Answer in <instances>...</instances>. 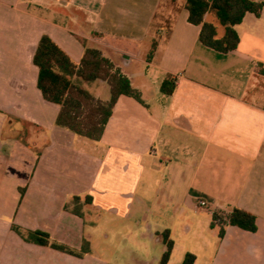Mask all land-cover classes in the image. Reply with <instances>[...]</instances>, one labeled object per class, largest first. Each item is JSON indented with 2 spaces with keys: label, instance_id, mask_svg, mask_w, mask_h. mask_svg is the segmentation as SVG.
<instances>
[{
  "label": "crops",
  "instance_id": "0c3cea01",
  "mask_svg": "<svg viewBox=\"0 0 264 264\" xmlns=\"http://www.w3.org/2000/svg\"><path fill=\"white\" fill-rule=\"evenodd\" d=\"M235 29L223 53L199 41L185 0H0V264H157L166 229L167 264L186 252L193 264H264V6ZM43 34L75 63L99 50L143 104L119 95L99 141L56 125L32 62ZM73 80L110 99L106 81ZM233 207L255 215L256 231L229 225L220 238L212 215ZM12 225L87 251L26 242Z\"/></svg>",
  "mask_w": 264,
  "mask_h": 264
},
{
  "label": "trees",
  "instance_id": "16d2710c",
  "mask_svg": "<svg viewBox=\"0 0 264 264\" xmlns=\"http://www.w3.org/2000/svg\"><path fill=\"white\" fill-rule=\"evenodd\" d=\"M263 6L264 2L254 0H185L188 21L200 27L199 41L223 53L237 48L239 36L235 26L242 22L244 15L247 12L259 15ZM206 15H209L210 19H206ZM155 17L157 18V15ZM155 17L152 27H157ZM166 23L169 30V20ZM155 46L154 40L147 56L148 60ZM32 62L38 68L37 87L42 97L60 107L56 125L65 127L78 136L99 141L121 94L131 96L143 104L139 91L131 85L128 77L95 48L85 46L80 62L75 63L48 35L43 34L34 51ZM75 76L84 81H106L110 88V99L103 102L94 97L75 83ZM175 88L176 83L171 75H167L160 85V91L166 95H171ZM78 199L79 197L74 198ZM229 225L254 232L256 217L239 207L213 213L210 227L217 228L220 238L224 236L225 228ZM12 230L26 242L50 246L78 257L87 251L85 242L80 250H74L53 241L48 233L40 230L23 231L16 225H12ZM160 235L165 250L157 264H167L174 241L170 238L168 229ZM195 258L193 253L186 252L178 264H193Z\"/></svg>",
  "mask_w": 264,
  "mask_h": 264
},
{
  "label": "rangeland",
  "instance_id": "374dc122",
  "mask_svg": "<svg viewBox=\"0 0 264 264\" xmlns=\"http://www.w3.org/2000/svg\"><path fill=\"white\" fill-rule=\"evenodd\" d=\"M139 95L141 96V92L140 91H139ZM190 218L192 220L194 219L193 222H195L197 219L203 221V220H205V219L208 218V215H206V214L198 215L196 213L191 212L190 213ZM103 222H104V220H101V221L98 222V224H100L98 226V229H101L102 230L103 228H105L103 226ZM178 223L176 224V227H178V228H177V231H176V234H175V239H176V241H177L178 244L185 243L186 245H188L190 247L193 243L192 242H189V241L183 242L184 235H182V233H181L182 228H180V226H179ZM112 240H113V237H112ZM112 243H113V241H112ZM154 253H155V251L152 249L150 255L148 256V260H151L152 259Z\"/></svg>",
  "mask_w": 264,
  "mask_h": 264
},
{
  "label": "built area",
  "instance_id": "2783aa9c",
  "mask_svg": "<svg viewBox=\"0 0 264 264\" xmlns=\"http://www.w3.org/2000/svg\"><path fill=\"white\" fill-rule=\"evenodd\" d=\"M197 204L202 209H208V207H209L208 203L202 198L197 199Z\"/></svg>",
  "mask_w": 264,
  "mask_h": 264
}]
</instances>
